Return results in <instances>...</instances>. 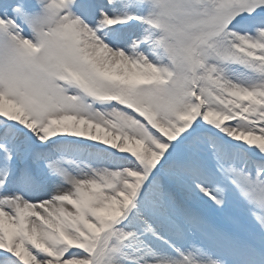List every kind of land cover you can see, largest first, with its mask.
<instances>
[{
	"label": "snow or ice",
	"instance_id": "6c2138e0",
	"mask_svg": "<svg viewBox=\"0 0 264 264\" xmlns=\"http://www.w3.org/2000/svg\"><path fill=\"white\" fill-rule=\"evenodd\" d=\"M0 264H264V0H0Z\"/></svg>",
	"mask_w": 264,
	"mask_h": 264
}]
</instances>
